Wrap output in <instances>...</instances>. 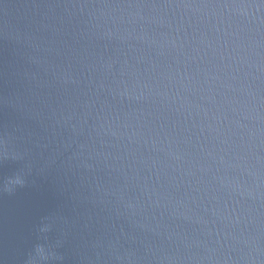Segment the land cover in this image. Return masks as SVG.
<instances>
[{
	"label": "water",
	"instance_id": "water-1",
	"mask_svg": "<svg viewBox=\"0 0 264 264\" xmlns=\"http://www.w3.org/2000/svg\"><path fill=\"white\" fill-rule=\"evenodd\" d=\"M0 132V264H264V0H0Z\"/></svg>",
	"mask_w": 264,
	"mask_h": 264
},
{
	"label": "clouds",
	"instance_id": "clouds-1",
	"mask_svg": "<svg viewBox=\"0 0 264 264\" xmlns=\"http://www.w3.org/2000/svg\"><path fill=\"white\" fill-rule=\"evenodd\" d=\"M3 7H7L4 5ZM6 136L5 133L0 132V160L13 159L21 160L27 156V152L16 148H8L6 150ZM31 171V165L26 168H21L14 172L11 176L0 179V194L14 193L18 188H23L28 182V173ZM61 217H46L44 218L34 230V239L31 247L27 250L23 259V264H59L64 261L65 256L60 251L62 248L66 236L67 229L60 227ZM56 227V235L50 236L53 228ZM118 239V238H117ZM98 245L103 248V254L96 253L94 261L91 264H106L107 259H115L124 264H139V259L133 252L125 251L121 253L117 247L116 242L109 241L107 246H104L100 242ZM91 260V258H89Z\"/></svg>",
	"mask_w": 264,
	"mask_h": 264
}]
</instances>
